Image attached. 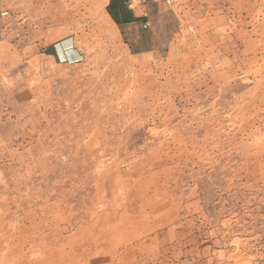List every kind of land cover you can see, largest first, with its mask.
I'll list each match as a JSON object with an SVG mask.
<instances>
[{"label":"rangeland","instance_id":"374dc122","mask_svg":"<svg viewBox=\"0 0 264 264\" xmlns=\"http://www.w3.org/2000/svg\"><path fill=\"white\" fill-rule=\"evenodd\" d=\"M109 1L0 0V264H264V0Z\"/></svg>","mask_w":264,"mask_h":264},{"label":"crops","instance_id":"0c3cea01","mask_svg":"<svg viewBox=\"0 0 264 264\" xmlns=\"http://www.w3.org/2000/svg\"><path fill=\"white\" fill-rule=\"evenodd\" d=\"M109 4H110V11L112 13V15L110 14L109 15L115 23H117L115 19L118 21L117 24L119 25L122 24L130 25L131 23L137 21V16L133 12H130L129 11L130 9L126 7L125 0L124 1L110 0ZM139 43L140 40H138L135 43V45Z\"/></svg>","mask_w":264,"mask_h":264},{"label":"bare ground","instance_id":"6f19581e","mask_svg":"<svg viewBox=\"0 0 264 264\" xmlns=\"http://www.w3.org/2000/svg\"><path fill=\"white\" fill-rule=\"evenodd\" d=\"M63 5H65L64 0H61V2H57L54 5L48 3L47 6L45 7V14L46 13L48 14V16H46L47 19H50L52 21L55 20V18L52 15V11L57 10L59 8H62ZM46 17H45V19H46ZM19 245L22 249H26V246L28 245V243L26 240H23Z\"/></svg>","mask_w":264,"mask_h":264},{"label":"built area","instance_id":"2783aa9c","mask_svg":"<svg viewBox=\"0 0 264 264\" xmlns=\"http://www.w3.org/2000/svg\"><path fill=\"white\" fill-rule=\"evenodd\" d=\"M146 1H153V2H160V1H165V2H170L172 0H125V5L128 9L134 10L137 6L143 4ZM143 27H147V24L144 23Z\"/></svg>","mask_w":264,"mask_h":264},{"label":"trees","instance_id":"16d2710c","mask_svg":"<svg viewBox=\"0 0 264 264\" xmlns=\"http://www.w3.org/2000/svg\"><path fill=\"white\" fill-rule=\"evenodd\" d=\"M107 10L109 12L110 15H112L111 11H110V4L107 6ZM115 21L118 23V21L115 19Z\"/></svg>","mask_w":264,"mask_h":264}]
</instances>
